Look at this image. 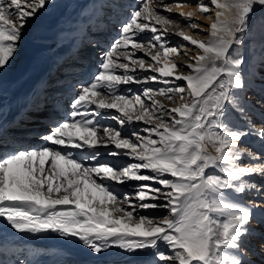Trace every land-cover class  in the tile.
<instances>
[{
    "label": "snow or ice",
    "instance_id": "snow-or-ice-1",
    "mask_svg": "<svg viewBox=\"0 0 264 264\" xmlns=\"http://www.w3.org/2000/svg\"><path fill=\"white\" fill-rule=\"evenodd\" d=\"M185 4L139 0L103 52L98 72L79 86L68 118L40 137L45 146L20 148L0 137V218L17 233L76 239L97 264H143L136 254L150 250L149 264H246L243 242L255 234L250 225L264 222L260 202L236 199L264 192L246 179L264 175L261 156L240 144L248 135L264 141V126L255 128L250 118L256 104H264V40L248 42L250 33L264 37V16L255 15L264 0H196L200 15L212 19L215 12L206 41L195 38L204 32L195 13H177L183 27L161 14ZM51 6L54 0H0V71L17 53L29 23ZM169 27L179 29L171 34L187 45H170ZM246 44L247 56L240 52ZM188 46L198 54L188 56ZM137 69L156 75L141 79ZM148 82L169 86L134 96L119 91ZM253 90L261 96L255 103L248 96ZM157 95L176 106L166 107ZM185 95L190 99L179 103ZM102 110L119 113L112 117L119 127L102 125ZM236 118L246 127L237 126ZM133 121L150 125L143 130L147 135L128 131ZM65 149L82 150L83 156ZM245 157L248 163L241 164ZM114 184L132 190L116 192ZM148 209L168 215L138 212Z\"/></svg>",
    "mask_w": 264,
    "mask_h": 264
},
{
    "label": "bare ground",
    "instance_id": "bare-ground-1",
    "mask_svg": "<svg viewBox=\"0 0 264 264\" xmlns=\"http://www.w3.org/2000/svg\"><path fill=\"white\" fill-rule=\"evenodd\" d=\"M60 1H62L61 3L62 8L60 11H58L57 9H55L56 3ZM79 2L81 3V5L78 6L79 8L77 12L78 11H83V12H80L79 14H71L70 16V14H68V10L70 6L73 3L77 5ZM109 5L116 6L115 4H113V2H110V0H75V1L54 0V6L47 8V10L45 11H42L37 19L29 23L28 27L25 29L22 40L19 42V48L17 53L12 58L6 70L0 71V81H3L4 83V86L0 87V131L1 128L6 123L10 122L12 119L18 116L19 111L24 109V107L34 108L36 104L37 105L41 104L43 100L47 101L49 99V96L47 97L45 94H42L41 91L39 92V89L42 87L44 82H46L47 79H50L52 74L56 73L58 70H62L65 69L66 67H70L69 71L64 72L60 76V78H64L66 79V81L71 83L74 82L76 83L81 79L83 82L88 83V79L94 75V72L98 68L96 67L97 65L96 59L97 58L99 59V56L96 53L98 52L99 49L103 54L105 48H107L106 40L103 41L102 39H94L86 46H84L80 52L84 53L83 55L86 60L85 59L83 60V58H81L80 56H70V58H72L70 61L68 62L65 61L63 64H61L58 67L57 64L60 61L61 57H63V56L61 57L59 56L60 53L65 51L71 53L74 46L79 45L80 43L84 42L90 37L91 29L87 30L88 24H90V28L101 27L102 29L99 32V35L101 36L103 35L107 37L109 33L111 34V32H113V28L119 31L120 24L124 20H126L129 16V14L125 15L123 7L119 8L120 10L119 14H115V12H112V14H106V16L100 15L101 18L102 17L106 18L105 19L106 23L105 22L102 23L101 22L102 19L97 20V22L96 20L93 22V16L95 15L96 10L98 11L100 10L104 13L111 12L108 9H103V7H109ZM256 11H257V17L264 16V8L258 7ZM66 17L68 18V25H67L68 27L64 29L61 27V24L67 21ZM214 20H215V12L213 10L211 22H213ZM111 25L114 26L111 27ZM171 33H175V31L170 32V34ZM171 35H174L175 37L178 36L176 34H171ZM253 39L254 40L257 39L260 43L262 40H264V37H261L259 33L256 34L250 33L248 42L251 43ZM112 43H110V45ZM245 46L246 47H242L240 49V52L244 55H245V50H242L243 48H245L246 51L249 52L247 44ZM36 52H44L47 55V59H46L47 64L44 67H42L40 70L38 69L37 65H33V64L31 68L25 67V63L23 62V59L24 58L32 59L34 53ZM137 55H140V57H143L146 60H150V57L146 56L143 52H137L136 56ZM181 58H182L181 56H178L177 59H181ZM185 63L186 60L184 61L183 64ZM81 68H83V71L79 74L78 71ZM20 70L22 71L20 72ZM183 70L185 74L189 71L187 68H184ZM31 72L38 73V76L31 82V84H29ZM12 74H16L17 78L14 80L10 79V76ZM134 75L142 79L146 75H156V73H153L150 70L145 72L143 70L137 69ZM177 83H181V81H177ZM168 86L169 85L158 82H148V83H139V84L133 83L128 85H121L119 91L122 94L128 96H134L135 94H139L143 92L140 91V88H142V90H144L145 88L159 89ZM259 87L260 84L257 87V89H259ZM58 88L59 86L55 85L51 87L50 90L56 91ZM70 89L75 93L77 91L74 85L70 86ZM254 91L256 90L250 92L252 93ZM74 96H72V98H68L67 94L63 93V97L65 98L66 104H70ZM31 98L33 99V102L29 104L27 100L31 101ZM156 98L168 108L176 106L164 96L157 95ZM252 100L254 103L261 100L259 91H258V96H255L254 99ZM184 102L182 101L180 103H184ZM146 103H150V101L146 100ZM48 106L49 109H47L46 113L55 115L54 117L56 119L54 120V123L58 121H62L64 120L65 117H67L66 110L61 108L63 106L62 104L60 106L57 105V103L48 104ZM102 112H103V116L101 117L102 125L104 126L111 125V126L119 127L118 122L112 119L113 116L119 115V113H117L115 110H102ZM22 114L18 118L19 121H15L13 123L27 124L28 126L21 127L20 125L19 126L16 125L14 128H12L11 133L15 135L18 134H24V135L20 136V138H18V141L14 139V137L10 139L12 141H9V139L3 137L2 138L4 141L14 142L17 147L33 149L35 147H29L21 142V141L35 142V138L30 140L31 138H27L26 136L28 134L26 135L25 133L31 131L37 132L39 130H42L43 131L42 135H44L47 133L45 131H49V129L51 128V126L54 125V123L52 121V124H48V125L46 124L40 127H31V125L35 122L30 121L29 123H26L27 120H29V118L23 115V119H22ZM35 114L37 113L35 112ZM263 116H264V104L257 103L256 108H254L250 114V118L255 128L259 129L262 126H264V119H262ZM36 120L42 121L43 118L38 116L35 118V121ZM236 124L239 127H246L245 122L239 120V118H236ZM125 127L128 131L136 130L139 131L141 135H147V133H145L143 130L147 127H150V125H147L142 121L140 122L133 121L132 123L127 124ZM39 142H41L43 146L46 145V142L42 139ZM240 144L242 146L249 145L250 146L249 149L254 148L253 150H251L253 154H255V150L257 151L258 149L264 151V141H261L254 135L245 136L240 141ZM208 148L211 151V153L215 155V151L210 145L208 146ZM65 150H71L78 157L83 156L82 150H77V149H65ZM100 150L102 152L104 151L103 148H101ZM263 162L264 159H261L259 161V163H263ZM240 163L247 164L248 163L247 157L241 160ZM208 171L215 172L216 170L209 169ZM260 177L264 178V175ZM260 177L259 175H254V176L246 177V179L251 183L256 184L257 180H259ZM263 184L264 182L262 183L260 182L257 183L256 185L261 186ZM115 187L117 188L116 192H121V193L130 192L132 190L130 185H124V186L115 185ZM256 196H257L256 192L248 191L245 192L243 196L237 197L236 199L242 200L245 203H247L248 199H250L251 197L255 198ZM58 207L63 209L66 207H74V206H58ZM161 211L167 212V210L165 209H148L147 212L143 210H138L139 214L145 216H151V217L155 216L153 215L154 213ZM166 214H168V212ZM261 223L263 224L264 222ZM256 224L257 223H255L254 221L250 225V227L255 230L257 228ZM9 227L10 225L6 222V220H4V218H0V264H19V262H23V264H97V257L91 254L89 250L85 248L76 239H65L59 236L57 233H52V232H49L47 234L17 233L14 229ZM261 230L262 229L260 226L259 232H261ZM244 241H246V243L249 242V244L253 243L252 239L248 237H246ZM247 245H245L244 248ZM161 247H165V246L161 244ZM246 248L247 250L250 249L249 246H247ZM258 250H260L259 254H263L264 246ZM110 252L119 253V250L111 249ZM151 255H152L151 250L145 253H137L135 259H137V261H143V264H149L148 258ZM248 261L250 262V264H264V257L262 258V262L259 260L257 261L252 258L246 257V264L248 263Z\"/></svg>",
    "mask_w": 264,
    "mask_h": 264
},
{
    "label": "rangeland",
    "instance_id": "rangeland-1",
    "mask_svg": "<svg viewBox=\"0 0 264 264\" xmlns=\"http://www.w3.org/2000/svg\"><path fill=\"white\" fill-rule=\"evenodd\" d=\"M155 2H158V0H154V3ZM171 2H172V0H165V3H171ZM61 3H62V1L56 3V8L55 9H57L58 11H60L61 8H62V4ZM138 3H139V0H115V3H113V4H115L116 6H110L109 5V7H103V9H108L109 11H111L110 13H104V12H102L100 10L99 11L96 10L95 15L93 16V22L95 20L97 22V20L102 19L101 22L102 23H104V22L106 23V21H105L106 18H103V17L101 18L100 15L101 16H106V14H112V12H115V14H119L120 13V10H119L120 7H123V10H124L125 15L126 14H129L133 9L136 8V6H137ZM187 4H192L193 7H188ZM195 4H196V0H186V4H185L184 7H182V8H175V9H173V11L171 13L161 12V14H164V15L169 16L170 19L179 21L181 27H183L184 24L186 23V21L182 20L177 15V13H179L181 11L184 12V13H188V12L195 13V15L193 17V20L202 23L203 28H204V32L201 33V34H199V35H196L195 38L198 39V40H205L206 41V40L209 39V34H208L209 25L212 22H211V19H208V18H206V16L199 14L197 8L194 6ZM79 5H81L80 2L77 5L75 3H73L70 6L69 10H68V14H70V16H71V14H79L80 12H83V11H78L77 12V10L79 8L78 7ZM211 15H212V13H211ZM255 15L257 16V11L255 12ZM66 19H67V21L66 22H63L61 24V27L64 28V29L68 27L67 26L68 25V18L66 17ZM91 22H92V20H91ZM91 22H88V23H91ZM112 26H114V25H111V27ZM157 27H160V26L157 25ZM88 29H91V31H90L91 34H90V37L87 40H85L84 42L80 43L77 46H74V48L72 49V52L71 53L66 52V51L60 53V56L59 57H61V56H63V57H61L60 61L58 62V64H57L58 67L61 64H63L65 61L66 62L70 61L72 59V58H70V56H80L84 60L85 59L84 58V55H83L84 53L83 52H80V51L82 50V48L84 46H86L88 43H90L94 39H102L103 41L106 40L107 41L106 42L107 48H105V50H107L108 47L110 46V43H112L115 39H118L119 38V34H120V31L115 30L113 28V32H111V34L109 33L108 34L109 36L108 35H107V37L106 36H103V35L101 36V35H99V32L101 31L102 28L101 27H98V28H90V24L87 25V30ZM119 29H120V26H119ZM173 31L178 32L179 29H177L175 27H169V33L170 32H173ZM184 31L187 32L188 29L187 28H184ZM145 34L147 36L148 35L149 36L151 35L150 33H145ZM168 38H169V40H168ZM166 39L168 40V42H169L170 45H187V42L186 41H183L181 39V37L179 38V35L177 37H175L174 35L169 34L166 37ZM255 41L257 42V44H259V41L257 39H255ZM244 47H246V46H244ZM242 50H245V56L249 55V52H247L245 48H243ZM183 51H186L187 54H188V56H195V55L198 54L197 53V50L195 48L191 47V46L186 47L185 49H183ZM96 54H98L99 59L98 58L96 59V61H97L96 67H98V68L96 69V71L94 72V74L98 72L99 67H100V64H101V61H102V53H101V50L98 49V52ZM137 57H140V55H137ZM177 58H178V56H176L175 59L177 61H179V63L181 65H183L185 59L183 58V60H182V58L181 59H177ZM46 59H47V55L44 52H36V53H34L32 59L24 58L23 59V62L25 63V67H28V68L30 67L31 68V66L33 64V65H37L38 69L40 70L42 67H44L47 64V60ZM69 68L70 67H66L65 69L58 70L56 73L52 74V76L50 77V79H47V81L44 82V84L42 85V87L39 89V92L41 91L42 94H45L47 97L49 96V99L47 101H44L43 100L41 102V104H38V105L36 104L34 106V108L24 107V109L20 110L18 116H16L10 122L6 123L1 128L0 137L9 139V141H12L10 139H12L14 137V139H16L18 141V138H20V136H23L24 135V134L15 135V134L11 133L12 128H14L16 125H18V126L20 125L21 127L28 126L27 124H14L13 123L15 121H19L18 118L21 116V114H22L23 111H25V112H23V114H22V119H23V115H25V117L29 118V120H27L26 123H29L30 121H34L35 122V123H33L31 125V127H40L42 125L52 124V121L54 123V120L56 119L54 117L55 115H51L49 113H46L47 109H49L48 104H56L57 103V105H59V106L62 104L63 106L61 108L65 109L66 110V114H67V117H65L64 120L67 119L68 118V114L71 112L72 109H68V108H71V103L70 104H66L65 103V98L63 97V93L67 94L68 98H72V96H74L77 93L79 86L84 85V84H87L86 82H83L82 79L80 81L76 82V83L75 82L74 83H71V82L66 81V79H64V78H60V76L64 72L69 71ZM21 71L22 70H20V72ZM82 71H83V68H81L78 71L79 74ZM182 71L184 72L183 69H182ZM260 72H261V75L264 76V66H261ZM30 75L31 76H30L29 84H31V82L38 76V73L31 72ZM16 78H17V75L16 74H12L10 76V79H13L14 80ZM92 78H93V76L88 79V83L92 80ZM2 83H3V81H0V87H3L4 86V83L3 84ZM182 83H183V81H181V84ZM259 84H260V82L258 81L257 87L259 86ZM55 85H58L59 88L56 91H51L50 90L51 87H53ZM72 85H74L75 89H77L76 93L73 92V91H71L70 86H72ZM140 91H143L142 88H140ZM248 96L251 99H254L255 96H258V90L254 91L252 93L251 92H248ZM32 98H31V101L27 100L29 104H31L33 102V99L34 98L33 99ZM188 98L189 97L187 95H185V99L179 101V103L182 102V101L183 102L186 101ZM34 111L37 114H35ZM38 116L42 117L43 120L42 121H39V120H36L35 121V118L38 117ZM262 119H264V116L262 117ZM42 132H43L42 130H39L37 132L36 131H33V132L31 131V132L25 133L26 135L28 134L26 136L27 138H31L30 140H32L33 138H35V142H31V141H26V142L25 141H21V142L24 143V144H26L29 147L41 148V147H43V145L39 141L41 140L40 137L43 134ZM45 132H48V131H45ZM249 147L250 146L247 145L246 146V150L251 151V150L254 149V148L249 149ZM208 150H209V148H208ZM209 152H211V151L209 150ZM255 154L260 155L261 156V159H264V151H262L261 149H258L257 151L255 150ZM260 176H263V175H259V177ZM260 182L261 183L264 182V178L263 177H260L259 180H257V183H260ZM261 186H264V184L261 185ZM112 187H113V190L114 191L117 190V188L115 187V185H112ZM256 195L257 196L255 198L251 197L250 199H248V202L255 200L257 202H260L261 203V207L264 208V192H262L260 194H257L256 193ZM143 211L147 212V210H143ZM166 213L167 212H165V211H161V212H156L153 215H155L154 217H161V216L168 215ZM149 217H151V216H149ZM256 226H257V228L255 229V234L254 235H251V236H248V238L252 239V242L253 243L249 244V242L246 243V241H244L243 247L245 245H247V244H248L247 246L250 247L249 250H247V248H246L247 246L244 248L246 250V252H245V256L247 255L246 257L252 258V259L257 260V261L259 260V261L262 262V258L264 257V250H263V254H259V251L260 250H258V249H261L264 246V223L263 224L262 223L256 224ZM260 226H261V229H262L261 232H259ZM161 250L170 251V250L166 249L165 247H161ZM248 263L250 264L249 261H248Z\"/></svg>",
    "mask_w": 264,
    "mask_h": 264
}]
</instances>
